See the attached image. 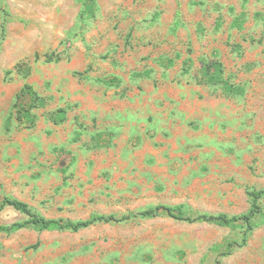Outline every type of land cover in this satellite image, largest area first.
I'll use <instances>...</instances> for the list:
<instances>
[{
  "label": "rangeland",
  "instance_id": "374dc122",
  "mask_svg": "<svg viewBox=\"0 0 264 264\" xmlns=\"http://www.w3.org/2000/svg\"><path fill=\"white\" fill-rule=\"evenodd\" d=\"M83 9V0H0V202L16 197L72 220L158 205L192 216L249 211V191L264 189V0ZM215 60L241 90L205 79ZM26 82L46 99L31 128L14 113ZM60 108L67 118L55 123ZM261 207L250 231L168 213L0 231V264H264V196ZM26 218L0 210V225Z\"/></svg>",
  "mask_w": 264,
  "mask_h": 264
},
{
  "label": "trees",
  "instance_id": "16d2710c",
  "mask_svg": "<svg viewBox=\"0 0 264 264\" xmlns=\"http://www.w3.org/2000/svg\"><path fill=\"white\" fill-rule=\"evenodd\" d=\"M97 0H83L84 4V14L89 13L91 10L95 8ZM244 20L241 19L240 16L236 17L234 23L238 27H242ZM3 31L6 30V23H3ZM47 61L53 60V56L46 55ZM184 64L186 67L184 71H189L191 67V59L185 60ZM20 73L25 76H29L30 74V66L26 64H20L17 66ZM204 77L209 82H215L223 84L224 88L229 92H238L241 90L240 88L234 87L228 81L224 79V68L223 64L220 60H215L209 62L204 67ZM116 79H111L112 83H117ZM46 103V99L43 95H41L33 84L26 82L21 89L20 93L17 95V99L14 104V113L16 115L17 121L27 127L31 128L37 124L38 115L37 110L43 107ZM67 118V110L65 108H60L56 112L51 114V119L55 123H62ZM63 172L67 171V166H62L60 168ZM249 195L251 198V208L249 211L239 214V215H228L226 213L220 214H208V213H200L197 215H187L181 210H177L176 207L166 206V205H158L156 207H151L148 209L141 210L137 213H133L130 215H122L116 216L115 214H100L95 213L87 219L81 220H72V219H63V218H47L39 213H36L32 207L25 202L16 197L5 196L3 200L0 202V210L4 209L6 206H12L20 212L24 213L27 218L20 221H15L11 224H2L0 225V231L5 232H14L18 231L22 228L34 226L39 229H71L73 231H78L83 228H87L96 222L99 221H123L130 219L131 217L141 216V217H156L161 213H168L170 216L184 220L190 223L194 222H216L220 224H232L234 222H240L244 227H246L247 231L253 230L254 227V217L257 213L262 211L261 207V199L264 196V189L259 190H250Z\"/></svg>",
  "mask_w": 264,
  "mask_h": 264
}]
</instances>
